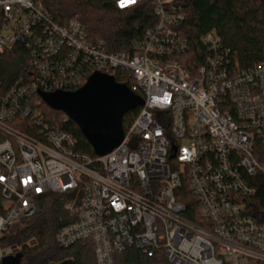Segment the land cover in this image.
Segmentation results:
<instances>
[{
	"label": "built area",
	"instance_id": "1",
	"mask_svg": "<svg viewBox=\"0 0 264 264\" xmlns=\"http://www.w3.org/2000/svg\"><path fill=\"white\" fill-rule=\"evenodd\" d=\"M147 1L155 21L126 55L90 41L77 19L59 25L33 0H0V54L24 51L22 75L0 90V236L38 213L42 196L78 189L55 240L91 242L95 264H121L128 248L164 264H264V214L250 210L264 194V61L241 69L214 30L199 37V63L185 58L184 14L172 0ZM116 71L143 103L121 142L90 158L45 120L42 94ZM11 253L0 249V263Z\"/></svg>",
	"mask_w": 264,
	"mask_h": 264
},
{
	"label": "trees",
	"instance_id": "2",
	"mask_svg": "<svg viewBox=\"0 0 264 264\" xmlns=\"http://www.w3.org/2000/svg\"><path fill=\"white\" fill-rule=\"evenodd\" d=\"M59 25L77 19L85 28L90 41L100 42L111 53H131V42L142 35L143 30L155 21L147 0L134 7L118 9L115 0H33ZM172 4L184 14L177 26L179 35L190 45L185 58L199 63L205 50L199 37L214 30L223 47L229 50L228 57L235 59L241 69L264 61V0H172ZM24 51L15 47L0 54V90L5 92L9 84L23 73ZM127 75L116 71L114 78L125 83ZM39 108L45 120L62 124L77 139L75 151L95 158L92 147L71 120L61 123L65 113L50 107L41 100ZM140 106L125 112L121 126L125 131L134 120ZM13 124L23 131H32L28 119H15ZM5 134L0 131V141ZM79 190L63 193H48L40 198V211L31 217L9 226L0 236V249L12 248L20 253V264H56L71 260V264H95L93 246L89 241H78L67 248L55 240L56 232L72 221V216L62 209L66 200L72 199ZM261 206L252 212L264 214V194L259 192ZM188 203V202H187ZM1 205V198H0ZM190 202L187 207H190ZM195 221L194 216L185 215ZM121 264H164L163 256L147 257L141 251L128 248L117 255Z\"/></svg>",
	"mask_w": 264,
	"mask_h": 264
},
{
	"label": "water",
	"instance_id": "3",
	"mask_svg": "<svg viewBox=\"0 0 264 264\" xmlns=\"http://www.w3.org/2000/svg\"><path fill=\"white\" fill-rule=\"evenodd\" d=\"M42 98L76 124L96 156L108 153L121 142L123 114L143 103L125 84L102 73H93L76 90L42 94ZM0 264H20V253L7 254ZM56 264H71V260Z\"/></svg>",
	"mask_w": 264,
	"mask_h": 264
},
{
	"label": "snow or ice",
	"instance_id": "4",
	"mask_svg": "<svg viewBox=\"0 0 264 264\" xmlns=\"http://www.w3.org/2000/svg\"><path fill=\"white\" fill-rule=\"evenodd\" d=\"M134 2V0H121V6H124L126 3Z\"/></svg>",
	"mask_w": 264,
	"mask_h": 264
}]
</instances>
